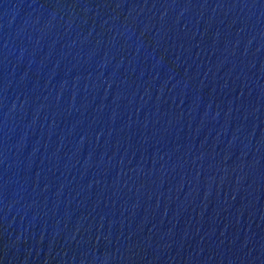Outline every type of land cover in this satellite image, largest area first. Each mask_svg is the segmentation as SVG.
Returning a JSON list of instances; mask_svg holds the SVG:
<instances>
[{
	"label": "water",
	"instance_id": "95a60500",
	"mask_svg": "<svg viewBox=\"0 0 264 264\" xmlns=\"http://www.w3.org/2000/svg\"><path fill=\"white\" fill-rule=\"evenodd\" d=\"M0 264H264V0H0Z\"/></svg>",
	"mask_w": 264,
	"mask_h": 264
}]
</instances>
